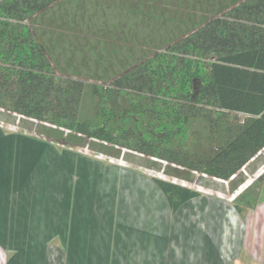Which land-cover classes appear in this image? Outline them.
<instances>
[{
    "label": "trees",
    "instance_id": "obj_1",
    "mask_svg": "<svg viewBox=\"0 0 264 264\" xmlns=\"http://www.w3.org/2000/svg\"><path fill=\"white\" fill-rule=\"evenodd\" d=\"M59 1L0 0V112L36 121L49 137L63 139L67 130L70 142L118 146L117 158L134 150L166 161L156 164L167 174L190 180L200 172L235 191L241 180L232 178L264 151V0L226 6L109 85L58 73L36 21ZM197 119L206 130L197 143L151 138L154 128ZM154 179L174 212L201 195Z\"/></svg>",
    "mask_w": 264,
    "mask_h": 264
},
{
    "label": "crops",
    "instance_id": "obj_2",
    "mask_svg": "<svg viewBox=\"0 0 264 264\" xmlns=\"http://www.w3.org/2000/svg\"><path fill=\"white\" fill-rule=\"evenodd\" d=\"M50 151L0 135V190L5 195L0 264H83L76 261L71 240L97 232L100 264H264V183L254 204L237 202L242 213L235 203L204 195L174 212L154 177L118 172L121 181L115 185L100 180L67 184L70 169ZM101 175L106 176L99 169L89 180ZM12 194L17 198L11 199ZM44 217L51 224L52 245L27 248L25 241L37 234L34 223ZM112 222L113 260L106 235ZM53 241L62 242V248Z\"/></svg>",
    "mask_w": 264,
    "mask_h": 264
},
{
    "label": "rangeland",
    "instance_id": "obj_3",
    "mask_svg": "<svg viewBox=\"0 0 264 264\" xmlns=\"http://www.w3.org/2000/svg\"><path fill=\"white\" fill-rule=\"evenodd\" d=\"M241 1L244 0H60L46 13L38 16L36 28L60 75L73 76L87 84L109 85L120 70L131 67L152 53L164 51L170 41L182 37L226 6ZM86 103L89 104L90 100L87 99ZM135 119L142 120L136 116L132 119L134 123ZM64 132L63 139L52 138L45 135L43 127H39L36 121L13 113L0 112V135L15 138L26 148L34 144L50 148V152L57 154L60 166L65 165L70 169L67 184L89 185L100 180L115 185L121 181L118 172H126L129 177L141 175L148 179L157 177L175 181L199 191L201 195L221 199L229 204L245 200L250 205L257 201L264 183V151L232 178L235 181L241 180L238 188L233 191L229 181L200 172H193L190 180L172 176L171 172L167 174L158 169L156 164L157 162L166 166V161L143 156L127 148L122 150L126 155L122 153L117 158L116 148H120L118 146H109V149L102 150L97 141H88L84 145L82 141L70 142L66 139L70 131ZM166 133L170 134L167 136L170 142L175 138L180 143L188 140L191 145L197 141L194 140L195 137L199 139L201 135H206V130L204 123L197 119L186 128L170 124L166 129L154 128L150 134L151 138H163ZM203 141L200 139L199 143ZM66 155L72 158L66 160ZM99 169L106 176H94L89 180V174H96ZM261 175L263 177L260 179ZM63 194L60 191V195ZM4 196V192L0 190V219L5 215ZM13 198L17 196L12 194L11 199ZM62 219L65 221L66 216ZM34 225H38L37 234L33 235L32 240L25 241L26 247L34 249L46 244L50 247V221L44 217ZM63 225L64 223L60 224V229ZM115 231L116 226L113 223L111 234H106L112 260ZM81 236L82 238L73 237L71 240L75 247L76 261L100 264V234L97 232L90 236ZM57 244L62 248V242L58 241Z\"/></svg>",
    "mask_w": 264,
    "mask_h": 264
},
{
    "label": "bare ground",
    "instance_id": "obj_4",
    "mask_svg": "<svg viewBox=\"0 0 264 264\" xmlns=\"http://www.w3.org/2000/svg\"><path fill=\"white\" fill-rule=\"evenodd\" d=\"M262 170L264 171V168H263ZM263 171H262V172H263ZM244 187H245V186H244ZM242 189H243V188H242Z\"/></svg>",
    "mask_w": 264,
    "mask_h": 264
}]
</instances>
